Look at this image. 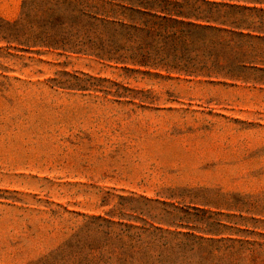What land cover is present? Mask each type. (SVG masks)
Wrapping results in <instances>:
<instances>
[{
	"label": "rangeland",
	"instance_id": "1",
	"mask_svg": "<svg viewBox=\"0 0 264 264\" xmlns=\"http://www.w3.org/2000/svg\"><path fill=\"white\" fill-rule=\"evenodd\" d=\"M102 1L0 0V264H264V42Z\"/></svg>",
	"mask_w": 264,
	"mask_h": 264
},
{
	"label": "trees",
	"instance_id": "2",
	"mask_svg": "<svg viewBox=\"0 0 264 264\" xmlns=\"http://www.w3.org/2000/svg\"><path fill=\"white\" fill-rule=\"evenodd\" d=\"M105 7L108 9H102ZM81 15L100 24L145 35H156L167 29L172 35L178 33L184 37L214 34L223 40L264 42V0H105L100 6L82 10ZM95 56L112 60V57ZM114 60L125 64L119 57ZM132 65L149 67L145 63ZM235 67L240 72L260 70L252 62H239ZM203 68L200 65L189 74H201ZM221 74L240 78V73ZM206 242L234 243L232 240Z\"/></svg>",
	"mask_w": 264,
	"mask_h": 264
}]
</instances>
